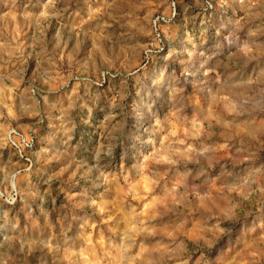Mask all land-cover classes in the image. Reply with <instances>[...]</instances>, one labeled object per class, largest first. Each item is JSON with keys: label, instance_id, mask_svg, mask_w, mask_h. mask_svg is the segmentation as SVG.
<instances>
[{"label": "rangeland", "instance_id": "374dc122", "mask_svg": "<svg viewBox=\"0 0 264 264\" xmlns=\"http://www.w3.org/2000/svg\"><path fill=\"white\" fill-rule=\"evenodd\" d=\"M169 2L0 0V264H264V0Z\"/></svg>", "mask_w": 264, "mask_h": 264}, {"label": "built area", "instance_id": "2783aa9c", "mask_svg": "<svg viewBox=\"0 0 264 264\" xmlns=\"http://www.w3.org/2000/svg\"><path fill=\"white\" fill-rule=\"evenodd\" d=\"M178 1L179 0H170V2H169V8L171 9L170 19H173L176 16V4ZM160 22H166L165 18L161 17V16H156L154 18V20L152 21L155 29L157 28V26ZM15 137L17 138L16 141L14 140ZM7 140L9 142L10 146L12 147L16 157L19 160H22L23 162H25L26 164L31 166V160L27 155V152L32 147V143H30L31 141L28 140L27 138L23 137L22 135H20L15 129H12L8 133Z\"/></svg>", "mask_w": 264, "mask_h": 264}, {"label": "crops", "instance_id": "0c3cea01", "mask_svg": "<svg viewBox=\"0 0 264 264\" xmlns=\"http://www.w3.org/2000/svg\"><path fill=\"white\" fill-rule=\"evenodd\" d=\"M130 1V0H129Z\"/></svg>", "mask_w": 264, "mask_h": 264}]
</instances>
